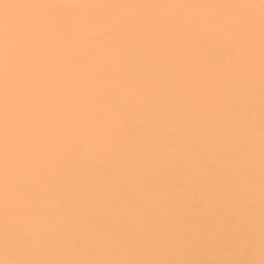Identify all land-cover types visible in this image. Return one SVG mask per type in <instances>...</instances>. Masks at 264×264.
Returning a JSON list of instances; mask_svg holds the SVG:
<instances>
[{
  "label": "bare ground",
  "instance_id": "6f19581e",
  "mask_svg": "<svg viewBox=\"0 0 264 264\" xmlns=\"http://www.w3.org/2000/svg\"><path fill=\"white\" fill-rule=\"evenodd\" d=\"M78 2L218 4L236 0ZM107 15L104 8L71 15L48 10L49 20L36 27L22 62L19 92L25 100L43 90L44 77L57 56L62 58L65 78L59 94L50 97V106L32 122L30 135L21 136L22 142L30 144L29 152L20 154L26 168L21 182L38 191L47 188L39 200L45 210L57 193L64 201L62 211H57L58 227L39 229L51 248V254L45 250L42 258L181 259L193 264L236 260L243 252L238 234L249 228L258 259L259 26L251 35L234 34L215 22L220 15L216 9H137L129 13L133 19L121 29L110 28ZM185 17L198 22L189 26L182 22ZM248 40L254 41L251 52L245 47ZM249 72L251 83L246 79ZM92 79L94 85L89 82ZM76 90L84 95L78 105L69 107L66 97ZM97 95L102 97L99 102H89ZM233 101L238 115L228 110ZM3 103L0 71V118ZM114 104L130 121L127 129L119 131L128 152L100 146L105 128L119 130L110 110ZM247 108L253 112L249 114ZM97 114L104 123L96 119ZM236 120L255 122L251 178L246 175L247 162L230 155L237 137L229 129ZM141 121L143 127H137ZM33 169H43L47 175H36ZM3 172L0 160V193ZM30 204L24 201L25 207ZM204 236L210 239L207 245ZM225 245L234 251L222 255Z\"/></svg>",
  "mask_w": 264,
  "mask_h": 264
},
{
  "label": "snow or ice",
  "instance_id": "6c2138e0",
  "mask_svg": "<svg viewBox=\"0 0 264 264\" xmlns=\"http://www.w3.org/2000/svg\"><path fill=\"white\" fill-rule=\"evenodd\" d=\"M88 8H104L108 10L106 20L110 28L121 29L133 19L129 13L133 10L143 9L152 11L156 9H216L220 15L215 22L226 25L228 30L234 34L254 33L257 25L260 35V244L259 258H256L255 241L249 228L239 232V241L243 248L240 259H217L204 264H264V0H236V2L218 4H191V3H144L133 4L115 2L104 5H91L78 0H67L62 3H40V2H18V0H0V71L4 79V103L3 114L0 118V160L3 163V189L0 193V203L3 209V230L0 233V264H193L189 260L181 259H60L42 258L45 250L51 254L48 241L42 236L40 228L45 231L56 225L57 211L63 209L64 201L60 194H55L54 202L46 210L41 208L39 200L44 196L47 188L37 190L29 188L21 182L26 168L20 159L22 152L30 150V144L21 141L22 134L30 135L32 122L42 115L50 106V97L59 94L64 84V75L61 71L62 58L57 56L55 61L49 65L48 73L44 77L43 90L32 100L21 97L19 89L20 71L22 62L29 51V42L34 36L38 24L49 20L47 11L57 10L62 15H71ZM19 10H31L29 14H21ZM31 13H37L33 15ZM182 22L187 25L197 23L196 18L185 17ZM207 39H211L208 37ZM245 47L251 52L254 41L248 40ZM251 83L253 75L251 72L246 76ZM89 82L95 84L92 79ZM158 87V85L156 86ZM84 95L81 90L73 91L67 95L68 106L78 105L80 97ZM102 97L97 95L89 102H99ZM207 99V98H205ZM222 99V98H221ZM218 103V101H217ZM31 105V106H30ZM232 113L239 114V108L235 101L227 105ZM111 113L118 121L119 130L113 132L105 128L100 141L104 149L113 147L128 152V146L123 138L119 136L120 130L129 127L130 121L121 112L118 104L111 107ZM249 114L252 108L245 109ZM96 119L104 123L101 114ZM137 127H143V121ZM229 134L237 137V142L231 145L230 155L235 161H246V175L254 176V151H255V122L236 120L229 129ZM140 146L137 145L136 151ZM133 158H135L133 154ZM36 175L45 176L43 169H33ZM175 189H172L174 192ZM90 196L94 193L89 192ZM171 195V193H170ZM24 201H31L30 206L25 207ZM214 206V201L209 200ZM251 211V205H249ZM254 217H250L253 219ZM157 219L151 227L155 228L161 221ZM123 235V234H122ZM207 245L210 243L208 236L202 237ZM234 251L230 245L221 249L222 255H229Z\"/></svg>",
  "mask_w": 264,
  "mask_h": 264
}]
</instances>
